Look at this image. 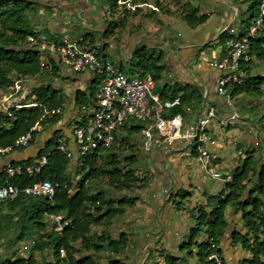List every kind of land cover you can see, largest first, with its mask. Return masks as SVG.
<instances>
[{
	"label": "trees",
	"instance_id": "16d2710c",
	"mask_svg": "<svg viewBox=\"0 0 264 264\" xmlns=\"http://www.w3.org/2000/svg\"><path fill=\"white\" fill-rule=\"evenodd\" d=\"M38 1L40 0H0V92L7 93L15 80L41 74L40 64L44 56L29 42L30 36L41 33L33 22L39 8ZM139 1L106 0L111 19L106 18V29L101 38L113 35L114 30L121 27V19L115 20L121 6L124 7L126 2L138 4ZM260 1L251 0V14L245 20L246 27L257 17ZM156 4L157 7H165L158 0ZM137 10L139 7L133 13ZM197 14L198 8L191 7L183 17L187 24L196 26L205 21V15ZM244 33L245 31L240 32L239 35ZM85 40L90 45L96 42L91 33L82 35V42ZM248 42L247 55L252 59L241 63L246 79L242 84L229 88L233 97L244 93L260 97L264 95V75L253 74L250 66L253 60L264 62V31ZM103 48L102 43L98 49V57L102 59L105 58ZM134 55H137L139 62L133 65L129 73L135 68H141L151 73L154 88L161 100L179 98V104L170 109L171 114L184 112L186 104L200 100L199 93L193 87L159 85L165 69L162 53L152 51L147 54L140 48L135 49L132 56ZM157 82L159 87H155ZM97 86L98 83L93 81L88 94L77 93L78 105L94 104ZM21 102H35L38 105L12 108L9 114L0 111V147L14 146L15 140L29 132L37 121L41 129L46 123L55 122L60 113L40 119L42 106L61 109L64 97L51 84L42 83L31 86L30 92ZM133 120L120 127L123 131H116L110 147H99L79 155L75 164L70 162L66 152L58 148L59 131L52 133L37 154L38 158L46 156V163L41 167L40 173L14 176L13 181L22 191L14 199L0 203V241L6 247V252L0 254V264H127L124 255L129 243L127 234L122 231L117 237H112L108 231L98 233L94 227L109 226L115 217L132 207L138 200L135 189L144 187L149 181L148 176L140 173L141 151L131 147L135 145L132 135L141 131V125L133 123ZM40 130L30 131L29 144ZM139 149L141 150L140 144ZM253 152L247 150L240 164L232 171V180L227 184L228 193L225 197L220 198L221 193L211 198L210 211L202 207L197 209L195 223L190 228L184 245H190L203 229L218 244V239L227 228L225 208L231 206L241 212L245 228L244 233L235 230L232 232V244H240L252 253V257L242 264H264V205L261 198L264 193V165L257 166ZM35 162L32 159L12 161L21 164ZM252 178L255 180L254 186L248 189L247 184ZM41 180L56 184L52 201L45 195H35L23 190ZM187 196L188 193L184 192L183 198ZM58 213L63 215L61 222L64 226L61 232H57L55 223L48 219L49 214ZM24 243L28 245L26 254L18 252L20 245ZM209 247L208 239L197 243L200 264H215L214 261L207 260L212 252ZM61 248L64 249L62 256ZM217 251L220 252L218 247ZM165 260L167 264L173 263V258L165 257Z\"/></svg>",
	"mask_w": 264,
	"mask_h": 264
},
{
	"label": "crops",
	"instance_id": "0c3cea01",
	"mask_svg": "<svg viewBox=\"0 0 264 264\" xmlns=\"http://www.w3.org/2000/svg\"><path fill=\"white\" fill-rule=\"evenodd\" d=\"M246 1L251 2L158 0L165 6L161 8L157 7L156 0H140L138 4L142 6L134 13L127 4L121 6V35L117 31L118 28L115 34L106 38H101V34L106 29L108 11L104 7L95 6L89 0L48 1L46 5L39 6L33 22L35 27H39V31L51 40L62 36L79 39L82 35L74 38L70 34L73 30L70 26L72 17H69L65 10L73 15L84 14L87 26L90 22H95L93 27H88L87 33L102 40L105 46L103 59L109 60V57L113 56L126 60L133 55L135 49L140 48L162 53L165 70L159 85H187L199 93L200 100L186 104L182 113L199 115L211 104L215 107L217 115L225 118L229 109L224 99L216 92V83L221 71L212 61L220 59L223 54L225 27L234 26L238 34L248 28L242 17V6ZM149 4L159 10H152L147 6ZM191 7L198 8V16L205 15L204 22L196 26L187 24L183 16ZM116 16L120 17L119 13ZM237 22L243 28H240ZM50 60V68L23 82L22 91L12 98L11 102L25 97L31 86L51 84L64 97L59 117L55 122L42 126L36 138L26 148L14 149L0 155V170L6 161H36L37 154L54 131H59L66 148L73 154L76 153L73 124L82 119L83 114L76 102V94H88L95 77L90 72L73 73L70 67L56 56L50 57ZM250 66L253 74L264 75V62L253 60ZM119 67L126 73L133 69L124 68L122 65ZM187 107L190 108L189 112H186ZM239 119L226 127L219 126L216 121H212L210 125L216 140L214 148L219 156L222 172H231L240 164L242 159L237 154L238 149H243L244 152L254 151L257 166L264 165L263 139L258 136V131L251 123L242 120L240 115ZM235 125H238L237 138L233 140L227 129ZM256 141L259 145H255ZM231 144L240 148L232 152ZM141 153L148 156V162L140 164V173L148 176L149 181L144 187L135 189L138 200L121 215V232H125L129 239L124 251L127 264H167L165 257L173 258L172 264H200L197 243L207 239L206 229L198 233L190 245L186 246L184 243L195 223L197 209L202 207L210 211V199L221 194V184L202 169L194 147L189 143L176 142L170 147H156L148 153L141 150ZM254 183L252 178L247 188H252ZM184 192L188 193L185 198ZM261 198L264 205V193ZM224 214L227 228L217 244L222 261L224 264H242L252 257V253L240 244L233 245L231 238L234 230L245 232L241 212L227 206ZM3 245L5 243L0 241L1 251ZM262 259L264 260V257Z\"/></svg>",
	"mask_w": 264,
	"mask_h": 264
},
{
	"label": "built area",
	"instance_id": "2783aa9c",
	"mask_svg": "<svg viewBox=\"0 0 264 264\" xmlns=\"http://www.w3.org/2000/svg\"><path fill=\"white\" fill-rule=\"evenodd\" d=\"M128 8L134 10L142 4H130ZM152 10L159 9L154 5H147ZM39 30V27H36ZM264 31V0L258 7V15L245 30L239 35L235 27L228 25L223 30L225 34L224 50L220 59L213 60L220 71L216 83V92L224 99L229 109L227 117H219L213 105L209 104L206 111L199 115L191 116L188 113H170V109L179 104V98L173 100H161L159 95L153 91L154 79L151 73L141 68H135L131 73L121 70L118 65L108 59L98 57L100 42L90 45L87 40L59 37L51 40L46 34L30 36L29 42L35 46L44 56L40 64V73L50 68V57H57L66 63L73 73L80 74L90 72L98 83L95 92L94 104L80 103L82 119L73 124V136L76 144V153L73 154L63 143V138L57 139L58 148L66 152L72 164L76 163L79 155H84L96 148L110 147L114 141L116 131L131 119L141 125L140 147L143 152L148 153L156 147H170L176 142H185L193 145L202 169L222 186L220 198L228 193L227 184L232 180L231 172H222L219 156L215 150L216 140L210 130L212 121L219 126L226 127L239 118L233 96L229 88L235 84H242L246 79V73L241 63L248 61L247 55L249 39ZM31 79L24 78L15 80L9 87L8 92L0 100V110L9 114L12 108L23 106H36L35 102L23 104L21 100L11 102V99L22 91V83ZM190 108H186L189 112ZM60 112L59 108H46L42 106L40 119L51 117ZM40 130L37 121L31 128ZM30 131L18 137L14 146L0 147V155L14 150L13 147L26 148L29 145ZM255 145H259L256 141ZM237 154L241 159L245 156L243 149H238ZM46 163V156L42 155L32 164L12 163L6 161L0 170V203L14 199L22 189L13 181V177L21 174L40 173L41 167ZM55 185L48 180H41L24 188L23 190L35 195H45L53 200ZM52 204V203H51ZM63 215L49 214L50 222L55 223V230L61 232L64 223L61 222ZM209 248L212 252L207 260L215 264H224L220 252L217 251V243L209 238ZM60 255H64V249H60Z\"/></svg>",
	"mask_w": 264,
	"mask_h": 264
},
{
	"label": "rangeland",
	"instance_id": "374dc122",
	"mask_svg": "<svg viewBox=\"0 0 264 264\" xmlns=\"http://www.w3.org/2000/svg\"><path fill=\"white\" fill-rule=\"evenodd\" d=\"M48 1H51V0H40V1H38L39 2L38 6H40L41 4L46 5V3ZM89 1H91V3L94 4L95 6L104 7L107 9L106 0H89ZM250 4H251L250 1H246L242 6L243 7L242 17L244 18V22L251 14V10L249 9ZM65 11L67 14H69V17H72L70 26L73 28V30L71 31L70 34L74 38L77 37L78 35H83V34L89 32V28H91L95 25V22L92 21L89 23L90 25L87 26V24L85 23L86 18L84 16V14L80 15L79 13H76L73 15V14H70L69 11H67V10H65ZM119 13H120V17L116 16L118 18L117 19L115 18V20H117V21H119L121 19V7L119 8ZM34 15L35 14H33V17H34ZM107 18L111 19L110 16H108ZM237 25H238V22H237ZM119 26H120V22H119ZM238 26L240 27L241 24L239 23ZM240 28H243V26H241ZM116 30L117 29L114 30V34H115ZM117 31H119V34L121 35V27ZM95 33H97V32H95ZM95 40L97 43L100 42V46L102 45V43H103L102 40L100 41V39L97 37L95 38ZM144 52L148 54L152 51L148 48H145ZM133 53H135V50L133 51ZM109 60L115 65H118V66L122 65L124 68H128V69L132 68L134 64L139 62L137 55L131 56L130 58H128L126 60H122L121 58L116 59L113 56H110ZM252 66H253V64H252ZM157 86H158V82H157V85L155 87H157ZM153 91L156 92L155 88L153 89ZM5 94L6 93L4 91L0 92V98L5 96ZM233 100H234L236 109H237L241 119L246 121V122L251 123L252 126L256 129V131H258V136L261 139H263V142H264V95L260 97V96L255 95V94H245L244 93L242 95L233 97ZM245 101H247V102H245ZM132 122L133 123H139L135 120H133ZM236 126H238V125H235L234 127L230 128V129H227V131H229V134L231 136H233V140H235V138H237V136H236L237 127ZM245 126H244V128L246 129ZM121 130L123 131L122 128H119V132ZM139 134L134 133V135H132L133 142L135 145H133L131 147H132V149L138 150L140 152L142 149L141 150L139 149V144H140V140H141L139 137ZM240 145L243 146L242 144H240ZM230 146H231L230 149L232 152H236V150L238 148H240V147L237 148V146L233 145V144H231ZM147 158H148V156H146L140 152L139 153V160H140L139 164H142V162H143V164H145V162H148ZM140 167H141V165H140ZM94 230L97 231L98 233H100L102 231H105V232L108 231L112 237H117L119 235V233L121 232V215L115 217L109 226L94 227ZM20 247H21V249H19L18 252L21 253V251H22L23 254H26L28 251V245L26 243H24V244L20 245ZM5 252H6V247H5V245H3V249H2V251L0 250V254H4Z\"/></svg>",
	"mask_w": 264,
	"mask_h": 264
}]
</instances>
